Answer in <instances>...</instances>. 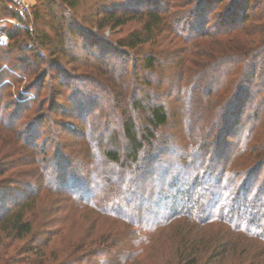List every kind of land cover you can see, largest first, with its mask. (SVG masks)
Segmentation results:
<instances>
[{
	"label": "trees",
	"instance_id": "1",
	"mask_svg": "<svg viewBox=\"0 0 264 264\" xmlns=\"http://www.w3.org/2000/svg\"><path fill=\"white\" fill-rule=\"evenodd\" d=\"M38 1L32 30L7 22L8 43L0 44V125L13 129L19 115L27 112L28 105L37 101L42 90V85L40 88L36 82L25 87L24 95L8 90L12 86L9 77L15 76L17 82L29 77L25 57L14 58L13 66H5L13 55L22 53L17 46L21 34L35 42L27 51L36 61L51 57L52 63L46 64L57 66L65 59L75 67V73H65L61 68L57 71H61L63 86L74 92L71 110L82 123L87 120V113L84 117L78 114L85 107L81 102L90 97L91 102L103 101L108 113L103 116V124L97 118L90 123L91 132L87 136L90 166L85 170L94 179L90 185H86L85 175L81 176L84 173L80 163L75 167L77 162L63 157L60 151L54 164L58 174L50 172V163L46 161L47 165L42 164L37 173L32 171L33 180L16 178L0 185V233L24 239L34 237L36 231L32 238L34 245L28 252L41 257L38 259L41 262L33 258L27 263L23 258L6 264H133L136 257L145 253L144 247L134 250L128 244L125 250L121 242L119 251L116 241L120 238L108 232L74 248L64 258L55 257L53 262H47L43 252L48 236L43 235L52 236L53 232L48 227L39 229L37 218L33 217L35 197L41 191L60 196V201L73 200L114 219L130 229L127 240L132 228L144 233L153 231L146 236L149 240L145 244L154 241L152 237L158 228L177 218L189 217L196 223H191L187 233L179 236L173 264H222L228 254L231 256L234 244L219 243V233H215V240L203 234V227L213 223L228 227L231 239L237 237L264 245V131L259 130L264 114V42L255 47L251 42L246 46L237 43V38L246 35V23L252 22L250 11L264 14V0L253 3L231 0L221 9L222 0H190V8L184 9L171 0H95L109 3L91 8L98 15L91 23L100 30L109 27L120 31L125 20L140 18L141 27L136 32L116 40L82 28L81 23L87 21L74 15L79 7L76 0ZM0 9L5 18L20 20L16 7L7 0H0ZM41 24L53 31L52 36L36 31ZM253 26L257 29L256 24ZM166 34L178 39L181 45L164 46L162 39ZM204 41L208 42L203 44ZM224 41L231 45L226 52H218L214 45ZM206 48L215 51L208 53ZM192 52L195 58L201 57L202 70L189 68ZM170 61L174 62L172 66L168 64ZM77 67L86 70L79 73ZM46 76L47 72L42 70L40 79ZM120 84L127 85V95L118 93ZM168 97L184 104L185 147L183 141L173 142L170 136H161L170 120ZM7 98L11 100L3 105ZM210 98L214 103L208 111L211 118L204 126L207 133L195 142L190 132L202 119L198 103H206ZM250 99H254L252 109L241 118V111ZM91 102L87 105L90 110L94 106ZM38 118L36 130L50 121L45 116ZM230 132H235V137L239 135V151L248 157L252 155L251 163L239 170H229V160L222 161ZM20 134L26 137L25 142L20 140L23 146H34L35 132L23 129ZM91 157H101L100 167H107L99 170L96 162L92 166ZM154 166L158 168L153 171ZM162 168L172 174L157 177ZM53 202L57 203L55 199ZM211 242V249L205 247Z\"/></svg>",
	"mask_w": 264,
	"mask_h": 264
},
{
	"label": "rangeland",
	"instance_id": "2",
	"mask_svg": "<svg viewBox=\"0 0 264 264\" xmlns=\"http://www.w3.org/2000/svg\"><path fill=\"white\" fill-rule=\"evenodd\" d=\"M122 1V0H117ZM165 1V0H163ZM168 2V0H166ZM172 3L176 2L178 4H181V9L184 8H190V0H171ZM231 0H222V5H220V9L223 5H227ZM256 0H251L253 3ZM30 16H26L27 18L24 20L23 18L19 19H8V17H4L3 10L0 9V32L3 33L6 36V32L9 29L7 24V20H14L16 23H20L21 25H24L27 27V30H32L34 26V20H33V11L36 10V7L39 6L40 2L38 0H24ZM79 7L78 10L75 12L76 17L85 18L87 23H81L82 28L86 29L87 31L93 32L95 34H98L108 40H116L117 38L125 37L126 35H129L133 32H136L141 27L140 18L138 19H132V20H125V25L122 26L121 30L119 29H110L109 27H105L103 29H99L96 27L97 25H92V20H95L97 12H92L91 8L94 7V9L97 8V6L103 5L106 2L101 1L100 3L95 2V0H76ZM6 5V4H5ZM109 3H106L105 6H108ZM6 7H10L9 5H6ZM174 9V8H172ZM262 9V8H261ZM108 11V10H106ZM105 11V12H106ZM125 12L124 10H118V12ZM72 13V12H71ZM107 13V12H106ZM252 19L246 23V29L244 30L245 36H241L240 38H237L239 40L237 43H240L242 46L245 44L248 45V42L252 43V46H258L264 42V14H260L259 12H251ZM58 14V13H57ZM108 14V13H107ZM253 14V15H252ZM255 14V15H254ZM262 15V16H261ZM2 18V19H1ZM45 17L44 19H46ZM97 18V17H96ZM22 20V21H21ZM50 22V21H49ZM256 22V23H255ZM253 24L257 25V29L253 26ZM10 25L17 26L16 24L10 23ZM36 25V24H35ZM20 27V26H19ZM23 28V27H21ZM252 29L250 31L249 29ZM44 31L45 33L52 36L53 31L50 30V28L44 26V25H38L36 28V31ZM257 35H256V34ZM34 38H36V33L33 34ZM7 38V36H6ZM162 39V43L164 46H167L169 48L170 46H173V43L176 47L180 46L181 43L178 39L177 41L174 40L169 34L164 35ZM173 39V41H172ZM213 41V40H210ZM243 41V42H242ZM79 42H81L79 40ZM208 41H204L203 44H205ZM6 43H8V38ZM5 43V44H6ZM243 43V44H242ZM1 44V45H5ZM35 42H32L30 37H27L26 35H19L17 39V46L21 48L22 53L13 55L10 60L5 62V66H13V64L16 63L14 61V58H22L25 57L27 59L26 64V73L29 74L27 79L22 78V80L17 82L14 78L15 76L9 77L12 86L8 89L14 94L22 93L24 95V89L26 86H29L32 83L42 85V90L39 93L37 101L35 103H32L31 105H28L27 112H25L23 115H19L20 120L13 126V129H8L7 127H3L0 125V185H7L14 179H23L24 180H33L34 174L33 172H38L37 170L42 164H46V161L50 163V172L54 174H58L57 169L54 167L55 160L58 155V151H60L61 155L63 157H66L68 159H73V161H76V165L79 166L83 171L84 174H81V172L77 171V174L81 176L85 175L86 185H90L92 183L91 177L88 176V174L85 173V170L89 169V162L87 161L89 157V149H88V133H90V123L93 122L95 118H97V122L99 124H103L104 118L108 111L106 108L103 107V101L96 102L97 100H94V106L91 107V110L87 108L89 102L92 101V98L85 99L81 102V106L83 107V112L78 113L81 115V117H84L87 113V116L85 118V123H82L80 118L77 117V113L75 111L71 110V100L73 99L74 92L70 89L63 86V81L61 80L62 77H60V72L57 71L58 68H61L65 73H75L73 69L75 67L71 66L69 63H66L65 59H62L61 63H58L59 65L54 66L52 63L51 57L47 59V61H36L33 57L30 51L32 46H34ZM207 45V44H206ZM231 45V42L228 43L226 41L223 42V44L217 46L214 45V48L218 50V52H221L222 50L226 52L225 49H228V46ZM174 46V47H175ZM175 47V49H176ZM215 49H213L215 51ZM213 50L206 48V51L208 53L212 52ZM236 50V49H234ZM237 51V50H236ZM1 54V53H0ZM190 57L192 59V62L189 60L188 66L189 68H199V70L203 69L202 65H199V61L201 57H194L193 52ZM18 56V57H17ZM135 56V55H134ZM187 60V58H186ZM192 63V65H191ZM169 66H172L171 64H174L173 61L168 62ZM187 64V62H186ZM185 65V64H184ZM4 66V67H5ZM75 66V65H74ZM6 68V67H5ZM80 68V71L77 72H83L86 70L85 67H77ZM91 68L87 69V72L90 71ZM42 70H45L47 72V76L45 78L40 79L39 75L41 74ZM79 70V69H78ZM19 72V71H18ZM195 73V72H194ZM129 80V76L126 78ZM173 82V81H172ZM127 85L126 84H120L118 87V93L124 96L127 95ZM115 91V90H114ZM90 94V92H88ZM91 95H88V97ZM222 96V95H221ZM220 96V97H221ZM12 99V97H11ZM6 99L3 101V105L8 102ZM14 100V98H13ZM168 110H169V122L168 125L164 130L161 132L162 137L170 136L171 139H173V142L183 141L184 147L186 146L187 142H185V128L183 125V103H177L173 98L168 97L166 99ZM254 99H250L249 102L246 104L245 108L241 111V118L242 116H245L251 109L254 104ZM206 103H198V111H202V119L197 121L198 123L196 125H193L191 128V138L194 139V141H199L201 138L204 137V135L207 133L204 126H207L208 122L207 120H210V112L209 107L212 103H214L213 99H206ZM91 102V103H93ZM206 104V105H205ZM8 106V105H7ZM70 108V109H69ZM182 108V109H181ZM15 107L11 108V110ZM68 109V110H67ZM67 110L68 112H66ZM182 114V115H181ZM39 116H45L50 121L47 123H44L43 126L36 130V120L39 119ZM79 116V115H78ZM47 119V120H48ZM93 119V120H92ZM83 120V119H82ZM261 125H259L262 132L264 131V114L262 115L261 119ZM34 125V127H33ZM66 125V126H65ZM111 130L114 129V127L110 126ZM23 129H28L30 132H35L36 140L33 141L35 144L34 146L31 144L27 145L20 142V140L24 141L26 140V137H22L23 134H20ZM72 129V131H71ZM75 130V131H74ZM83 133V134H82ZM101 133V131H99ZM88 136V137H87ZM235 132H230L226 136L227 141V148L224 151L223 154V162L227 161L230 162L228 169L229 170H239L243 167L248 166L251 163L252 155L248 157V155L242 154L239 149L238 145V136L235 137ZM261 136V135H260ZM259 136V137H260ZM259 137L258 140L260 139ZM87 138V139H86ZM256 143L259 141L255 140ZM36 145V147H35ZM33 146V147H32ZM90 154L93 155L92 152ZM92 158V157H91ZM101 157H95L91 159V165L93 166L95 162L97 163V168L100 170H103L102 168L107 167L105 165H102L100 167V160ZM44 161V163H41L40 161ZM86 162V164H84ZM103 163V162H102ZM226 163V162H225ZM104 164V163H103ZM47 165V164H46ZM49 165V164H48ZM153 165L156 166V164L153 163ZM74 166V164H73ZM154 166L153 171L157 169ZM65 171V169H63ZM63 171V173H64ZM158 174L157 177L161 178L164 174V176H168V174H172L171 170L166 172L165 168H162ZM173 172V170H172ZM76 173V172H75ZM69 173L68 175H70ZM22 175V177L19 176ZM70 177V176H68ZM262 177V175H261ZM260 177V178H261ZM155 177H153L154 179ZM151 180L150 182L153 183L154 180ZM158 182V180H157ZM40 195H36L35 199V207L33 213V217L37 218V224L39 226V229L42 227H48L49 230H51L52 236H50V233L44 234V237L48 238L47 240V246L44 249L43 252V259L44 260H52L53 258H64L67 256L74 248H80L84 243H90L91 241L96 240L99 236L106 235L108 232H112L114 234V238H120V240H114L116 241L118 250L120 251V242L121 247L125 248V250H128L127 244L131 246L134 250H141L143 247L145 248V253L143 255H139L134 260L133 264H173V260L175 257V246L178 244L179 236L184 235L187 233V230L191 223H196L194 220L190 219L187 216L177 218L173 220L169 225L158 228V232L152 237L155 238L154 241L152 240V243H146L148 241V235L152 234L153 231L150 233H144L142 230H135L131 229L132 234H130L129 240L126 239V234L130 229L123 228L122 224L119 222H116L114 219L106 217L99 212L93 210L90 207H84L82 204L74 202L73 200H67V201H60V196L48 194L46 191H41L39 193ZM63 197V196H62ZM42 199V200H41ZM54 199L57 201L56 204H53ZM127 199V198H126ZM130 200V199H129ZM39 205V207L37 206ZM67 205V206H66ZM50 206L52 207L50 209ZM46 207H48L46 209ZM140 208V207H139ZM47 211V212H46ZM37 215V216H36ZM32 215H29V218L31 219ZM144 221V220H143ZM214 225L211 226H204L203 228V234L206 236L211 237L212 239L216 238L215 233H219L218 241L219 243H232L234 244L233 247L230 248V254L227 255L226 259H224L222 264H241V262H247V264H264V245L263 243L257 242V241H247L242 240L237 237L234 239H231V236L229 233H231L225 225H216V223H213ZM37 226V227H38ZM125 226V225H124ZM200 226V225H198ZM219 228H222L221 230ZM124 230V231H123ZM50 231V232H51ZM139 231V234L136 232ZM36 231H34V237L35 238ZM117 235V236H116ZM42 236V237H43ZM41 237V236H40ZM31 237H26L24 239H15L11 238L10 236H7L6 234L0 233V264H6L8 261L13 260H22L23 258H26L27 263H30L31 260L34 258L36 261L41 257H35L33 253H29L28 251L31 250L33 244ZM39 238V237H38ZM96 238V239H94ZM40 239V238H39ZM112 239V238H111ZM91 240V241H90ZM110 241V240H109ZM113 242H110L113 243ZM126 245V246H125ZM213 246V242L210 244L205 245L208 249H211ZM143 248V249H144ZM80 250V249H79ZM78 250V252H79ZM233 250V251H232ZM29 253V254H28ZM79 254V253H78ZM40 256V255H39ZM39 261V260H38ZM47 261V262H48ZM41 262V261H39ZM46 262V263H47ZM53 262V260L51 261ZM32 264V263H31ZM35 264V263H34ZM49 264V263H47Z\"/></svg>",
	"mask_w": 264,
	"mask_h": 264
},
{
	"label": "built area",
	"instance_id": "3",
	"mask_svg": "<svg viewBox=\"0 0 264 264\" xmlns=\"http://www.w3.org/2000/svg\"><path fill=\"white\" fill-rule=\"evenodd\" d=\"M11 5L15 6L18 12V15L20 18H23L24 20L27 18L26 16H30L28 8L24 2V0H7ZM9 23L16 24L17 26L27 28L24 25H21L20 23H16L14 20H7ZM7 41L6 36L0 32V44H5Z\"/></svg>",
	"mask_w": 264,
	"mask_h": 264
}]
</instances>
